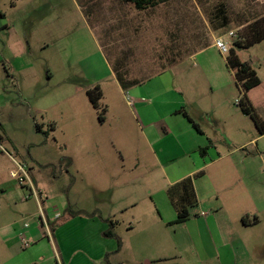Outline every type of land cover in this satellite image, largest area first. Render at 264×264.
Instances as JSON below:
<instances>
[{
    "label": "rangeland",
    "instance_id": "1",
    "mask_svg": "<svg viewBox=\"0 0 264 264\" xmlns=\"http://www.w3.org/2000/svg\"><path fill=\"white\" fill-rule=\"evenodd\" d=\"M219 2L226 4L232 22L225 31L213 32L209 16ZM83 4V0H0V250H5L1 237L17 221L16 229L23 227L36 239L52 241L55 229L63 248L88 249L94 259L103 254V245H109L120 247L113 256L124 264H146L149 257L168 258L163 264H220L231 250L221 246L225 241L233 242L238 253L235 264H264V135L239 107L242 92L227 66L228 54L213 45L222 37L231 49L229 31L242 29L243 10L249 7L264 14V0H177L134 16L135 32L108 33L122 43L117 47L130 44L135 59L149 56L160 63L158 73L166 68L165 77L187 86L185 97L193 95L194 103L177 106L191 112L212 140L206 146L207 162L231 152L207 170L208 178L198 184L205 207L199 209L198 203L182 224H174L176 211L167 195L166 175L183 162L182 150H192L207 138L195 129L179 135L160 126L156 143L148 142L141 130L143 111L131 88L109 109L103 99L106 112L94 109L87 96L94 88L92 78L111 74L110 62L116 71L122 67L107 50L103 53V34ZM177 33L184 51L193 50L206 33L211 45L171 64L167 50ZM237 55L261 80L248 97L264 121V42L237 49ZM119 59L126 65L123 55ZM174 96L179 103L181 95ZM163 108L156 105L158 116L153 120L166 118ZM102 114L104 124L99 121ZM102 137L110 141L99 142ZM16 164L25 165L33 184H40L36 191L41 198L11 178L9 170ZM212 171L220 176L212 178ZM131 200L138 206L117 215L114 238L100 237L97 220L83 215L81 222L71 215L82 210L107 214ZM219 204L223 211H217ZM150 207L156 217L153 225L146 222ZM243 218L259 223L246 229ZM21 240L26 247L31 243L25 236ZM55 248L53 242L50 249ZM218 251L221 259H215ZM206 257L209 262H204Z\"/></svg>",
    "mask_w": 264,
    "mask_h": 264
},
{
    "label": "crops",
    "instance_id": "2",
    "mask_svg": "<svg viewBox=\"0 0 264 264\" xmlns=\"http://www.w3.org/2000/svg\"><path fill=\"white\" fill-rule=\"evenodd\" d=\"M83 3H84L83 5L85 6V10L89 14L90 17L89 19L95 21L97 29L103 34L101 38L104 41L103 42L104 48L101 47L103 53L104 50L108 51L111 59L113 60V62H115V65H118L119 69L122 67L121 70L118 71L124 72L126 75H128L126 78H128L129 80L142 81L141 84L134 86L130 89L131 92L135 94L136 104H138L139 109L143 111L145 125L143 124L141 125L142 136L146 138L148 142L152 143L151 142L152 139L153 141H155L154 143H156V140H154L156 136L155 131H157V129L159 130L160 126L163 127V129L166 128L170 133H177L179 135H182L184 132H186L187 134H192L191 130H194L195 128L190 123L186 115L194 123L198 125L201 131V135L206 136L207 139L205 141L201 139L198 142V146H196L194 149L192 150L188 149L184 151L182 150L179 159H181V161L183 160V162L177 164V166L171 169L170 172L166 175L168 178V186L170 187L171 185L189 176H193L194 174L203 171L204 176L202 178H199L195 182V189L199 201V209H203L205 207L202 204L204 200L201 201L202 194H200V189L198 184L202 179L208 178L207 170L208 171L210 170V168L212 167L211 165L215 161L220 162L221 160L230 157L231 152H228L224 156L221 155L218 156L217 158H215L216 159L215 161L210 160V162H207L205 160V157L200 154V149L206 147L208 145V142L209 141L211 142L212 140H210V138L206 135V133L201 129L200 124L196 122L191 112H187V110L183 108V107H187V105H189V102L194 103L193 95H189L190 97L189 100H187V98L185 97L187 93V86L185 87V85L176 83L175 81L171 82L168 79L169 77L168 78L165 77L166 76L164 75L165 70H161L163 73H158V71H160L159 70L160 63L158 62L154 63L153 61H151L149 56L143 58L145 56L144 55L140 61L135 59V55L133 54V49H135V47L134 48L133 46L130 47V44L123 47H117L121 42L119 41L115 42V40H113L109 36L108 33H114V32L117 33H123L124 31L135 32L137 29V25L136 22L134 21V16H137L142 12H139L136 9L135 5L131 2H127V0H83ZM122 55L126 59L124 61L126 62V65L120 64L122 62L120 61L119 57ZM110 63L112 65V62ZM111 65H110L111 74L105 76L104 78H99V77L92 78L93 86L94 87L99 86L104 95L103 99L107 103L109 102V104H107L108 109L110 105H112L113 103L117 105L118 99L123 98V96L126 94V91L123 90L118 80V72L116 71V68H113V66ZM152 69L154 70L152 71ZM143 72H145V74H143ZM152 72L155 73L152 74ZM2 83H3V75H0V85ZM152 83H155L153 87L150 86V84ZM174 94H178L179 96L181 95V99L179 103H177ZM160 104L163 107H165L163 109H165L164 112L166 118L160 121L153 120V116H158L156 105L158 106ZM177 105H183V107L180 108L179 110ZM184 112L186 113V115L184 114ZM164 120L167 122L168 120H172V123H165ZM121 133L124 134L125 129H123ZM107 137L109 139L113 138L111 136H107ZM107 137H102V139H99V142L102 143H105V141L109 142L110 140ZM116 137L117 135H114L115 139H117ZM211 145L214 146L213 144ZM137 160H139V156ZM123 161L124 159L122 156V162ZM122 167L124 168L123 164ZM136 167H137L136 169H138L139 164H137ZM12 169H10L9 171L11 172ZM96 169L105 170L104 167H102L101 169L96 167ZM170 174H173L174 176H176V178L171 179L169 177ZM210 176L212 178L215 177L217 179L220 176V174H218V171H212L210 173ZM34 185L37 189H39L40 184L34 183ZM95 191L97 190L94 189L93 192ZM245 191H247L246 188ZM214 192L217 193V195L219 194V192L216 190H214ZM229 197L231 198V196L228 197L226 196L225 197L226 200ZM153 203L154 202H152V204ZM225 203L226 202H223V205H225ZM221 204H219L220 207L218 208L217 211H223L224 206ZM136 206H138V203L131 200L128 203L124 202V204L122 205L120 204L119 206H113L112 209H110L107 212V214L99 210L97 212L92 211L91 213L82 210V211H78V213L75 212L76 215L75 214H71V215L76 217L78 216L81 222L84 221L82 217L83 215L89 219L97 220L101 225L98 228V233L102 235L100 236L101 238L105 239L104 233L109 230L108 226H106L107 225L106 223H109V221L116 222L115 220L118 214H122L130 210L131 208H135ZM148 210L149 213L147 214L148 217L146 218V222L153 225L156 223V217L153 215V209L151 207ZM71 215H69V217H71ZM208 220L211 221V218H209ZM258 223H259L258 221H254V222L246 221V223L242 221V226L247 229L254 227ZM17 225L18 222L13 221L11 225L8 227L9 232L5 233L1 237L5 250L2 249L0 250V264H74L77 258L79 259V261L76 262L77 264H124L121 260L113 256L114 254H119V252L117 251H119L120 247L116 249L110 247L109 245L108 246L103 245L104 248L103 254L100 257L94 259L90 256L92 254H90L88 249L87 250L76 249L71 251L68 248L67 249L63 248V246L61 245V240L59 239L58 236V232L55 231V229L53 230V234L50 237L52 241H50L48 238L45 239V237L36 239L34 236L35 234L25 231L23 227H19L16 229ZM130 226L132 227V222H130ZM131 230H134V228H132ZM113 232L115 233L114 228H113ZM16 235H18V238H16ZM22 236H25L27 239H29V241H31V243L27 247L23 246V244L21 243ZM53 242L56 247L55 251H52L50 249V246ZM221 246L224 249L231 246V250L229 254H226V252L224 253L226 258H224V263H222L221 260L220 264H235L238 261L239 256L237 251H234L233 242L224 241V243ZM88 248L92 249L93 247L88 246ZM246 251H247V256L250 258L251 253L248 250ZM182 256L184 257V259H186L185 253L182 254ZM216 258L217 259L222 258V255L220 254L219 251L215 256V259ZM168 261H169L168 258L165 257L163 258L149 257V260L146 262V264H155V263L163 264L164 262H168ZM209 261H210L209 258L204 260V262H209Z\"/></svg>",
    "mask_w": 264,
    "mask_h": 264
},
{
    "label": "trees",
    "instance_id": "3",
    "mask_svg": "<svg viewBox=\"0 0 264 264\" xmlns=\"http://www.w3.org/2000/svg\"><path fill=\"white\" fill-rule=\"evenodd\" d=\"M175 1L177 0H127V2L133 3L139 12L153 11L156 10L161 5L167 6ZM243 11H244L242 15L243 20L239 24V27H242V29L237 30L238 39L233 42V46L229 50L228 56L226 58V62L229 69H231L235 73L234 76H235L236 84L242 92V99L239 103V107L241 111L243 112V114L250 116L252 118L259 132L262 135H264V121H262L260 117L257 115L248 97V93L252 89L258 87L261 84V80L256 70L253 69V67L249 63L241 61L237 55V49L251 48L264 41V14L254 12L249 7H246V9H244ZM231 22L232 20L225 3L219 2L217 5L213 7L209 16V23L213 32L225 31L227 28H229ZM177 34H178L177 35L178 38L176 39L175 37V42L173 43L172 49L167 50L169 51V53H171L173 57L171 64H176L185 55L195 54L198 51H202L211 45L209 41L208 33H206L205 37L200 35L201 39H198L195 36V38L199 40V43L194 46L193 50L186 49L184 51L180 43L181 42V39L179 37L180 34L179 33ZM159 58L161 59V57ZM165 69L166 68H163L161 70H165ZM117 72H118V80L120 82V85L125 91L129 88L141 84L142 82L140 80H129L128 78H126L128 75H126L124 72H119L118 69ZM87 96L95 110L99 111L100 109H102L103 113L107 111L106 107L102 104L104 95L99 86H95L93 89L88 90ZM101 105L104 108H102ZM184 114L186 115L185 112ZM186 117L189 119L193 127L198 132H201L198 125L194 123L187 115ZM99 121L102 123L105 122V117L103 116V114L99 115ZM36 129L38 132H40L41 127L38 124H36ZM1 139L2 136L0 134V140ZM207 149L208 147L201 148L200 154L202 156H205L207 153ZM203 176H204V172L200 171L194 174L193 176H189L171 185L168 188L167 190L168 198L174 210L176 211V219L174 221V224H182L187 222L191 217V210L198 206L199 201L195 189V182L199 178H202ZM242 221L246 223L245 218H243ZM109 224H111L110 225L111 228H109V230L104 233V236L107 238H114L115 233L113 232V228H114L113 221H109Z\"/></svg>",
    "mask_w": 264,
    "mask_h": 264
},
{
    "label": "built area",
    "instance_id": "4",
    "mask_svg": "<svg viewBox=\"0 0 264 264\" xmlns=\"http://www.w3.org/2000/svg\"><path fill=\"white\" fill-rule=\"evenodd\" d=\"M237 30H231L229 31V37L231 38L232 42L236 41L238 39ZM215 47L222 53V54H228L229 53V46L228 44L223 40L222 37L216 38L214 42ZM11 178L17 181L20 186L29 188L31 191V194L34 195L36 198H41V194L36 191L37 188L33 184L28 169L25 165L16 164L15 169H13L10 172Z\"/></svg>",
    "mask_w": 264,
    "mask_h": 264
}]
</instances>
